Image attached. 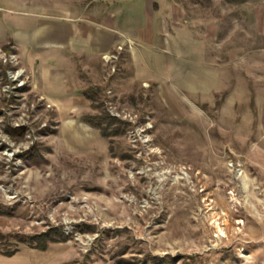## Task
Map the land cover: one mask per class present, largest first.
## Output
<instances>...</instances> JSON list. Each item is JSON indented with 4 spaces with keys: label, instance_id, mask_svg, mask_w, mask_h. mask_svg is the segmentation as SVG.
Wrapping results in <instances>:
<instances>
[{
    "label": "rangeland",
    "instance_id": "rangeland-1",
    "mask_svg": "<svg viewBox=\"0 0 264 264\" xmlns=\"http://www.w3.org/2000/svg\"><path fill=\"white\" fill-rule=\"evenodd\" d=\"M174 1L155 82L126 46L42 80L0 40V264H264V0Z\"/></svg>",
    "mask_w": 264,
    "mask_h": 264
},
{
    "label": "crops",
    "instance_id": "crops-1",
    "mask_svg": "<svg viewBox=\"0 0 264 264\" xmlns=\"http://www.w3.org/2000/svg\"><path fill=\"white\" fill-rule=\"evenodd\" d=\"M150 1L154 5L152 16L141 18L139 7L143 3L147 7L148 0L127 2L128 9L123 5L117 10L85 8L82 14H78L81 5L77 2H58L47 9L45 0H24L22 8H9L11 15L0 16V40L13 41L24 62L32 69L37 67L42 80L46 76L55 79L57 71L71 72L78 62H86L87 67L98 60L104 63L102 55L123 44L121 81L155 82L163 75L159 64H163L167 50L159 45L165 44L164 30L169 16H174L176 3ZM129 40L134 42L131 46Z\"/></svg>",
    "mask_w": 264,
    "mask_h": 264
},
{
    "label": "built area",
    "instance_id": "built-area-1",
    "mask_svg": "<svg viewBox=\"0 0 264 264\" xmlns=\"http://www.w3.org/2000/svg\"><path fill=\"white\" fill-rule=\"evenodd\" d=\"M124 47L125 46L123 44H119V45L116 46V48L114 50L103 54L104 60L107 61L108 63H111L113 61L118 60L120 58V54L124 50ZM8 54L9 53L2 52V54L0 56L3 57V58H5V61L11 60V62H14V63L16 62V64L19 63L18 62L19 57H18V55L16 53H10L9 55ZM112 68L115 70V68H116L115 65H113ZM20 69H22V70L20 71ZM20 69H16L15 70V74L16 75L14 76V79H16V80L18 78H20V76L26 71L23 68H20ZM140 131H142V132H140L141 136L142 135L144 136L145 133H143V132H145L146 130L145 129H142ZM145 137H146V134H145ZM146 141H148V140H146Z\"/></svg>",
    "mask_w": 264,
    "mask_h": 264
},
{
    "label": "trees",
    "instance_id": "trees-1",
    "mask_svg": "<svg viewBox=\"0 0 264 264\" xmlns=\"http://www.w3.org/2000/svg\"><path fill=\"white\" fill-rule=\"evenodd\" d=\"M84 94H85L87 97L92 98V96L90 95L89 92H86V91H85ZM87 118L90 120L91 123H93V121H92V116H91V115H88ZM47 246H48V244H46V243H44L43 245H39V247H40L41 249H46ZM13 254H15V251H8V252H5V255H7V256H12Z\"/></svg>",
    "mask_w": 264,
    "mask_h": 264
}]
</instances>
